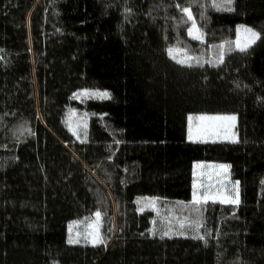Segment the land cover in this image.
Masks as SVG:
<instances>
[{
	"label": "trees",
	"instance_id": "trees-1",
	"mask_svg": "<svg viewBox=\"0 0 264 264\" xmlns=\"http://www.w3.org/2000/svg\"><path fill=\"white\" fill-rule=\"evenodd\" d=\"M210 2L0 0V264H264V0ZM242 23L262 32L245 51ZM194 112L237 113V140L190 141ZM198 160L230 165L239 203L203 202L207 243L162 236L192 215ZM97 207L107 243H69Z\"/></svg>",
	"mask_w": 264,
	"mask_h": 264
},
{
	"label": "snow or ice",
	"instance_id": "snow-or-ice-1",
	"mask_svg": "<svg viewBox=\"0 0 264 264\" xmlns=\"http://www.w3.org/2000/svg\"><path fill=\"white\" fill-rule=\"evenodd\" d=\"M233 0H211L210 4H203L201 7L206 9L207 7H214L217 10H234L232 8ZM176 7L180 9L182 13H185L187 19L191 21L190 26L188 27V35L192 36L196 39L203 40L204 33L198 27L197 22L193 16L190 7L181 6L179 3L176 4ZM125 11H130V9H125ZM204 12H201V17L203 18ZM262 32L258 31L256 27H252L250 25H237L236 26V38H235V49H239L240 51H245L254 44L259 38H261ZM228 45V47H225ZM219 54L216 57V62L222 63L224 61V56L227 52L233 50L232 43L229 41H220L219 42ZM167 54L173 59L176 60L180 64H187L188 66H192L193 64L201 63V56H190L187 54L186 49L178 48L174 45H168ZM176 53H182V55L177 56ZM212 59L208 60V63H212ZM78 93L87 94L89 96H96L97 98L103 99L106 97H110L111 93L107 89H78ZM76 95V93H73ZM79 98V97H77ZM201 119L207 121V123L201 128L198 129V134L193 135L191 122L189 123V132L188 139L189 140H235L236 134L232 131V126L236 122V113H216V114H200ZM189 119L191 121V114H189ZM71 127V125H70ZM74 133H77L76 128H72ZM86 133L84 134V138H86ZM77 138L80 139L81 136L77 133ZM67 143V141H66ZM108 159H112V157H108ZM201 163V162H197ZM214 167H217L221 170L220 175L222 176V180L220 183L216 185V191L204 190L203 184H200L199 188L197 187V180L195 179L196 173L193 172V192L191 201L186 202V205L189 206L190 211L192 213L189 217H181L176 221L178 227L173 228L171 225L173 221L170 219L167 222V231H162V236L168 235H189L190 231L192 234L198 236L200 239L205 240L207 243V239L205 233L201 231V228L205 224L204 217L201 214V209L203 206V202H207L209 200L221 201L225 204L231 203L233 205L239 203V190L238 184L239 181H235L232 189H228L224 187L228 183V169L230 165L227 163H219L213 164ZM145 207H153L156 205L151 202H146ZM144 208H138V211H143ZM94 219L91 220V223L83 230L76 233L75 238L69 235L68 242L69 243H91L93 245L97 244H106L107 241L104 237V234L101 232L100 228L103 223L102 221V212L99 207L96 208L95 212L92 214ZM71 223V222H70ZM157 231L156 222L154 220L153 227L148 230V233L151 235H155ZM210 234V230H209ZM143 235V233H142Z\"/></svg>",
	"mask_w": 264,
	"mask_h": 264
},
{
	"label": "rangeland",
	"instance_id": "rangeland-1",
	"mask_svg": "<svg viewBox=\"0 0 264 264\" xmlns=\"http://www.w3.org/2000/svg\"><path fill=\"white\" fill-rule=\"evenodd\" d=\"M239 25H245V24L242 23ZM216 113H233V112H194V113H190L191 114V121H190L189 116H188V132H189V123L190 122H191V128H192L193 135L198 134V129H201L207 123V121L201 119L200 114L211 115V114H216ZM237 122H238V116H236V122L232 126V131H234L236 134L235 140H209V141H236L238 138ZM190 141H206V140L205 139H198V140H190ZM197 162H201V163H197ZM219 163H225V162L209 161V160H198V161L194 162V171L196 173L195 179L198 182V184H197L198 188H199L200 184H203L204 190H209V191H213V192L217 190L216 185L221 182L222 176L220 175L221 170L217 167H214L213 164L218 165ZM237 180L238 179H234L231 176L230 168H229L228 169V183L226 185H224V187H226L228 189H232L233 185L235 184V181H237ZM238 190H239V199H240V183L238 184ZM92 219H94V217ZM87 226H88L87 224L85 226L84 225L82 226L79 222L72 224V226H71L72 236L75 238L76 233L79 231H83ZM100 230H101V228H100Z\"/></svg>",
	"mask_w": 264,
	"mask_h": 264
}]
</instances>
